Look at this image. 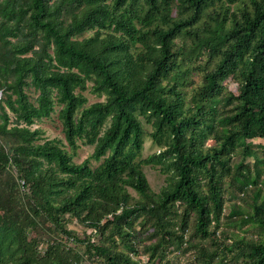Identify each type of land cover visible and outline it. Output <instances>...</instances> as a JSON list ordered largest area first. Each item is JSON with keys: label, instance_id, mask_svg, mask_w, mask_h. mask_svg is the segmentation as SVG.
Listing matches in <instances>:
<instances>
[{"label": "trees", "instance_id": "1", "mask_svg": "<svg viewBox=\"0 0 264 264\" xmlns=\"http://www.w3.org/2000/svg\"><path fill=\"white\" fill-rule=\"evenodd\" d=\"M0 90V264H264V0H0Z\"/></svg>", "mask_w": 264, "mask_h": 264}, {"label": "rangeland", "instance_id": "2", "mask_svg": "<svg viewBox=\"0 0 264 264\" xmlns=\"http://www.w3.org/2000/svg\"><path fill=\"white\" fill-rule=\"evenodd\" d=\"M86 95L88 96L89 101L88 102H94L96 100H99V97H96L94 94L90 93V91L85 92ZM34 127H42L45 131V137L48 138H56L62 141H65L64 139V133L62 131V125L61 122L58 118V115L55 113L53 114L52 119H44L41 123H36L33 125ZM255 143H258V139H255ZM93 145H82L81 148L79 149L77 155L75 156V160L78 162H81L88 158L91 153L93 152ZM157 150V146L153 144L151 138H147L146 143H145V150H144V155L146 156L149 153L154 152ZM250 160L253 161V158L250 157ZM98 162L96 160H92V165L95 166L97 165ZM145 172L148 176V179L150 181L151 186L155 190H159L160 187L164 185V175L160 173L157 169H153L149 166L145 167ZM228 231L232 237H235L236 235H241V234H257V233H263L264 234V229H262L259 225L252 224V222L247 221H239L237 223H231L227 222L223 225L222 231Z\"/></svg>", "mask_w": 264, "mask_h": 264}, {"label": "built area", "instance_id": "3", "mask_svg": "<svg viewBox=\"0 0 264 264\" xmlns=\"http://www.w3.org/2000/svg\"><path fill=\"white\" fill-rule=\"evenodd\" d=\"M2 97H3V92H2V90H0V108H1V104H2Z\"/></svg>", "mask_w": 264, "mask_h": 264}]
</instances>
